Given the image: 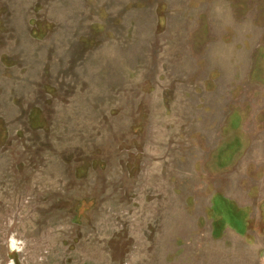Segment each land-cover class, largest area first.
Segmentation results:
<instances>
[{
	"label": "rangeland",
	"instance_id": "rangeland-1",
	"mask_svg": "<svg viewBox=\"0 0 264 264\" xmlns=\"http://www.w3.org/2000/svg\"><path fill=\"white\" fill-rule=\"evenodd\" d=\"M0 264H264V0H0Z\"/></svg>",
	"mask_w": 264,
	"mask_h": 264
}]
</instances>
